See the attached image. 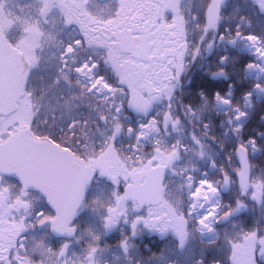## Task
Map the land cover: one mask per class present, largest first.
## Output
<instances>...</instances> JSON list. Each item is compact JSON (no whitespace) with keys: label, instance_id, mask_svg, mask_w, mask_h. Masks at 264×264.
<instances>
[{"label":"snow or ice","instance_id":"1","mask_svg":"<svg viewBox=\"0 0 264 264\" xmlns=\"http://www.w3.org/2000/svg\"><path fill=\"white\" fill-rule=\"evenodd\" d=\"M9 2L0 0V264H109L102 239L121 225L127 264L145 231L171 236L180 252L200 239L194 264H264V131L245 138L264 96V0H111L106 12L93 0H25L15 11ZM220 50L209 75L236 82L185 103L182 76ZM41 109L53 122L59 112V132L42 128ZM216 115L229 126L223 140ZM91 126L98 136L82 146ZM105 180L112 188L88 199ZM84 209L103 232L74 223ZM52 235L64 238L58 247Z\"/></svg>","mask_w":264,"mask_h":264},{"label":"trees","instance_id":"2","mask_svg":"<svg viewBox=\"0 0 264 264\" xmlns=\"http://www.w3.org/2000/svg\"><path fill=\"white\" fill-rule=\"evenodd\" d=\"M200 65L201 59H197L196 62L192 63L188 71L181 78L180 90H178V96L182 98L185 103H199L200 97L198 95L199 92L203 91L210 99H214V95L217 91L224 92L222 87H220V83L218 81L211 80L209 77H204L200 75ZM248 82L243 84H237L235 100L240 101L242 93L245 92L249 88ZM154 113V111H153ZM152 113V114H153ZM132 115L131 120L129 121L132 126H137L138 123L135 120L137 116L134 113H128ZM219 117L216 115L214 118ZM264 117V99L256 101V106L253 110V114L251 119L249 120L246 126L245 138H249L252 136H257L259 131H264V120L261 119ZM125 145L131 143V139H122ZM217 161L223 162L224 155L219 154L217 157ZM215 173V172H214ZM45 207H47L45 205ZM51 210V209H49ZM82 216L75 219L74 223L82 226L83 222ZM55 237V236H54ZM57 238V237H56ZM60 239V238H59ZM194 244L189 247L188 250L184 252H176L174 255L167 253V262H175L178 264H194L195 260L200 257V249L202 245L200 244V239L193 241ZM144 244V243H143ZM146 245H149V249L144 253L146 256L138 257L135 256L134 261L136 264H152L147 261V258L152 256L154 253L153 250V239H148L146 241ZM153 264H157L154 263Z\"/></svg>","mask_w":264,"mask_h":264},{"label":"rangeland","instance_id":"3","mask_svg":"<svg viewBox=\"0 0 264 264\" xmlns=\"http://www.w3.org/2000/svg\"><path fill=\"white\" fill-rule=\"evenodd\" d=\"M183 2H184L186 7L190 6L189 0H183ZM232 2H235V0H232ZM24 3H25V0H10L8 7L12 9L13 6H16V4L23 5ZM93 3L98 6V10L101 12H106L111 7V0H93ZM178 90H180V87L177 89V93H176L177 95H178ZM262 99H264V96H261L258 98V100H262ZM162 108H163V105L157 104L154 108L155 110H154L153 115L155 114L156 110H160ZM41 111H42V109H41ZM220 111H223V110L220 109ZM128 115L132 117V115H130V114H128ZM41 117H42V115H41ZM135 120L138 123L139 117H137ZM93 135L98 136V133H96V130H95V126H91V137ZM124 138H126V139H130V138L124 136V137H121V139H120V145L126 147L127 145H125L122 141V139H124ZM208 152H209V155H214V153L211 151V149H208ZM257 162L261 163V166L264 167V162L260 161L259 159ZM201 164L203 167H206L207 171H211L210 169H208L207 165L203 164V162H201ZM203 167H201V170L204 169ZM179 181H180V177L177 179L176 183H179ZM101 188H103L105 190V192H107L108 190H110L112 188V185L109 183L108 184L107 183H101L96 188L91 190V199L100 194ZM80 216H82V218L84 219L83 222L81 223L82 226H80L81 231H83L86 228L91 227L92 229H94L97 232H103V228H102V225L100 223L98 216L94 215L93 213H91L87 209L82 210L80 212V214L78 215V217H80ZM43 232H44V230H41V232L39 234L42 235ZM124 234H130V228L127 225H121L120 228L116 229L115 231H113V232H111V233H109L103 237L102 245H111L112 246L111 251L104 256V260L108 261L109 264H112V262L114 261L116 256L121 257L119 264H127L126 259L123 257L122 250L119 249L118 247H116L118 242L123 238ZM153 236L154 235L152 233L145 231L142 236H138V237L134 238L133 242L136 245V247L131 252L133 260H134L135 256L142 257L144 255L145 256L147 255V254H144L149 249V245H146V240L153 239ZM207 239H211V237H207V238L204 237V240H207ZM49 242L53 246L58 247L63 242V239L56 238V237H54V235H52L49 238ZM82 250H83V248H82L81 244L74 243L72 245V251L77 253V255H80L82 253ZM176 252H180V251L177 248H175L174 251L171 250L168 253H170L171 255H174ZM167 256H168L167 253L164 254L163 264H178L175 262H167L166 261ZM149 257H151V256L149 255ZM149 257L147 258V261L149 263H152V264H153V262L157 263L155 261L149 260Z\"/></svg>","mask_w":264,"mask_h":264},{"label":"flooded vegetation","instance_id":"4","mask_svg":"<svg viewBox=\"0 0 264 264\" xmlns=\"http://www.w3.org/2000/svg\"><path fill=\"white\" fill-rule=\"evenodd\" d=\"M231 2H232V0H230V3ZM17 5L18 4H16V6ZM16 6H13V8H12L13 11L16 10ZM259 30L260 29L257 26V31L259 32ZM241 47H243V45H241ZM222 54H223V51L220 50L219 53L213 52L212 54L207 55L203 60H201L200 75H202L204 77H207V78L209 77L211 80L218 81V83H220V87H222L224 92H226L227 89H228L229 84L236 82L235 75L233 76L231 81L223 80V79L216 80V79H213L209 75V68H211L213 71L215 70V61L217 60L218 55H222ZM243 55H244V63L249 62V61H251L253 59V57L250 56L247 53H244ZM248 84L250 85V82H248ZM221 112H223V111H221ZM41 115H42V117H41L42 120L45 119V116H46V119H47V122L42 124V128H48L50 131H53V132H59L60 131V128H61L63 122H62V120L59 119V112H57L55 114L56 115L55 122H53V115L50 114V113H47L46 109H42ZM222 118L223 117H221V116H219L217 118H214V122H215L216 127H214L212 129V134L217 135V137L220 138L221 140L225 139L224 133L227 132V129L229 127L227 124H225L224 127H220V125L222 123ZM229 135H231V134H229ZM79 136H80L81 145L85 146L87 144L88 139L91 137V127L85 128L82 132L79 133ZM186 142H190L188 140V138H186ZM208 143L212 144V148H210L212 152H213L212 149H214L215 152H218L219 154H223L224 155V159H223V161H224L225 160L224 152L221 151L217 147V145L215 143H213L211 141H208ZM231 147H232V144L229 143L227 145V148H228L229 151L231 150ZM214 155H215V153H214ZM201 167H203L202 164H201ZM203 168H202L203 169L202 171H207L206 167H203ZM209 175L210 176H214L215 175L214 171L213 170L209 171ZM178 178H179V176H176V177H172L171 179L174 182H177ZM101 183H107V184L109 183V184H111L109 181H106V180L105 181H101L100 184ZM100 184L93 183L91 186H89V188L87 190L88 199H91V190L96 188ZM153 235H154L153 236V246H154L153 250H154V253L160 254V253L163 252V254H166V253L170 252L171 250L174 251V249L176 248L175 241L171 238V236H169L167 238H161L159 236V234H153ZM188 249H186V250H188Z\"/></svg>","mask_w":264,"mask_h":264},{"label":"water","instance_id":"5","mask_svg":"<svg viewBox=\"0 0 264 264\" xmlns=\"http://www.w3.org/2000/svg\"><path fill=\"white\" fill-rule=\"evenodd\" d=\"M55 236V235H54ZM56 237H59V236H56ZM59 238H63V237H59ZM64 239V238H63Z\"/></svg>","mask_w":264,"mask_h":264}]
</instances>
